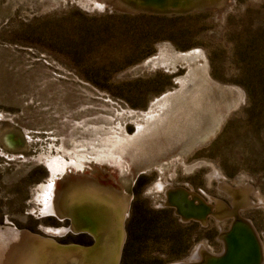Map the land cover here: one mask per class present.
<instances>
[{
  "label": "rangeland",
  "instance_id": "374dc122",
  "mask_svg": "<svg viewBox=\"0 0 264 264\" xmlns=\"http://www.w3.org/2000/svg\"><path fill=\"white\" fill-rule=\"evenodd\" d=\"M70 174L158 221L137 241L127 218L122 264L178 262L188 225L164 207L168 185L225 202L224 186L247 189L264 209V0H0V264H67L19 231L90 246L108 226L76 202L46 207ZM262 209L247 213L260 230Z\"/></svg>",
  "mask_w": 264,
  "mask_h": 264
},
{
  "label": "flooded vegetation",
  "instance_id": "af4514ba",
  "mask_svg": "<svg viewBox=\"0 0 264 264\" xmlns=\"http://www.w3.org/2000/svg\"><path fill=\"white\" fill-rule=\"evenodd\" d=\"M219 175V173H216V176ZM52 183L55 184V182ZM140 184L141 180L138 179L134 183L135 186ZM223 188L230 194H233L232 198L229 194L225 193L229 198L228 202L215 197L207 196L201 190L197 191L189 184H184L177 187L171 184L168 185L167 188H164V191L159 192L163 193L164 195V207L172 210V214L169 215L175 217L179 223L188 225V227L186 226L187 229L185 230V232H187L186 234L183 232L180 235L173 236L171 238V240H174L173 245L175 249L178 250L172 255L175 259H179L176 263L186 262L192 257L196 250L215 255L208 261L205 259L203 264H215L218 261H223L229 256L228 249L231 247L232 243H235L236 237L239 235L240 237L243 236L242 238L244 239L246 238L245 241H249L250 250L254 248L258 250V264H264V228L260 230L256 224V221L247 215L250 210L262 209V207H258V205L252 206L251 204L253 203H248V199L250 201L251 198L250 194L247 196V189L233 191L232 189L236 190L237 187L231 189L228 186H224ZM85 192L87 193V191ZM132 200L133 197L131 199L129 198V209L124 220V241L121 249L119 264L120 262L122 264L124 260L123 255L131 234L130 229L126 228L127 218L137 216L136 220H138V228L135 234L137 241L138 239H143L144 234L145 236L151 234V232L146 229L148 226L152 227L153 225L156 226L159 224L158 221L156 222L152 219L150 220L148 218L144 219L140 217L141 214L134 215L133 211L131 210ZM234 201L236 203H234ZM180 204L182 205L180 206ZM248 204H250V206L245 208V206ZM113 205L116 206V208L119 207L118 204L115 205L114 203ZM84 207L90 209L87 214H110L106 211V205L104 202H99L93 206H90V203H87L81 209L82 211L86 212ZM100 207H102L103 210H101ZM262 210L264 212V209ZM144 225L146 226L144 227ZM201 229H205L204 234L201 233ZM195 230H199V232L194 233ZM202 236L205 237L206 243L204 242L198 244L191 254L189 251L191 250L190 247H192V245ZM166 240L168 241V239ZM208 244H211L212 246H208ZM218 244L220 245V249L216 250L215 245ZM186 248L189 250H185ZM187 253L189 254L188 256H186Z\"/></svg>",
  "mask_w": 264,
  "mask_h": 264
},
{
  "label": "bare ground",
  "instance_id": "6f19581e",
  "mask_svg": "<svg viewBox=\"0 0 264 264\" xmlns=\"http://www.w3.org/2000/svg\"><path fill=\"white\" fill-rule=\"evenodd\" d=\"M92 178L88 175H85L84 177L76 176L73 179L71 177V174L65 175V178L61 180L62 187L59 191H57L59 188H54V183H52V185L49 184L47 190L45 191L46 194L50 195L51 200L52 195H54V191H56L57 194L55 196V199H53V201L50 200L46 207H48V209H50L52 213L64 215L67 214L66 211L68 206H75V202L77 203V207L79 209H82L83 206L87 203H90V206L96 205L99 202H104L107 205H110L111 209L107 206L105 207V209L111 214V220H108L109 222L107 221V227H104L102 225V227L99 228V233L101 234L100 239L103 240L102 242L104 244V249L98 259H94L91 264H116L119 261L120 245L124 241L123 218L124 215L127 214V205L124 207L121 203L114 202L111 199L108 200V197H106V191L110 190V188L104 187L101 182L95 180V177ZM85 191H87V193ZM54 200H56L55 203ZM68 203L70 205H68ZM114 203L115 205L118 204L119 207L116 208V206L113 205ZM181 205L182 204H180V206ZM100 209L103 210L102 207H100ZM98 216V224H105V220L103 221V218H105V214H98ZM92 218L94 220L96 219L94 216H92ZM242 237L238 235L236 237L235 243H232L231 247L228 249L229 256L224 260L222 259L223 261H218L215 264H258V250L256 248L250 250L249 241H245L246 238L244 239ZM79 254L80 253L77 252L69 253L67 251H61V253L58 255L60 256L59 259L61 260H69L73 258L76 261H80ZM214 256L215 255H212L210 253L196 250L193 253L192 257L186 262H179L175 264H188V262L189 264H203V261L205 259L208 261Z\"/></svg>",
  "mask_w": 264,
  "mask_h": 264
},
{
  "label": "water",
  "instance_id": "95a60500",
  "mask_svg": "<svg viewBox=\"0 0 264 264\" xmlns=\"http://www.w3.org/2000/svg\"><path fill=\"white\" fill-rule=\"evenodd\" d=\"M139 4L144 5V4H155V5H160V6H164V7H171V6H181V5H185V6H190L194 3H196V1L201 2L202 0H176V1H170V2H161L160 0H136ZM178 2V3H177ZM190 2V3H187ZM126 196V194H125ZM127 201V212L129 209V198ZM126 212V213H127ZM127 214L124 215V218L126 217ZM123 218V221H124ZM110 219V218H109ZM124 225V223H123ZM124 229V226H123ZM18 232V231H15ZM100 232V229H99ZM95 233L93 234V238H94V243L90 246H83L80 244H75V243H70V244H59L57 243L55 240L53 239H48V238H44L43 236H40L38 234H34L31 233L30 231H19L17 234H20L21 236H29L31 237V239L35 240V241H39L36 240L35 238H39L41 239V243H47L50 242L51 244H55L56 246H59L58 248L60 249V251H67V252H77L80 253V261L79 260H75V259H69L67 262V264H78V263H83V264H91L94 259H98V257L100 256L101 252L104 249V244H103V240H101V234L100 233ZM43 239V240H42ZM45 241V242H44ZM122 245L123 243L120 245V249H119V259L121 256V249H122ZM96 261V260H95ZM116 264H119L118 262Z\"/></svg>",
  "mask_w": 264,
  "mask_h": 264
},
{
  "label": "snow or ice",
  "instance_id": "6c2138e0",
  "mask_svg": "<svg viewBox=\"0 0 264 264\" xmlns=\"http://www.w3.org/2000/svg\"><path fill=\"white\" fill-rule=\"evenodd\" d=\"M98 7H99V5H98Z\"/></svg>",
  "mask_w": 264,
  "mask_h": 264
}]
</instances>
